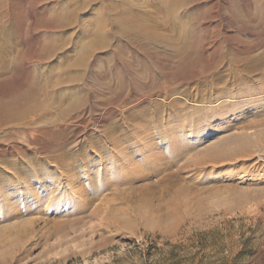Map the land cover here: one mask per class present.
<instances>
[{
	"label": "rangeland",
	"instance_id": "rangeland-1",
	"mask_svg": "<svg viewBox=\"0 0 264 264\" xmlns=\"http://www.w3.org/2000/svg\"><path fill=\"white\" fill-rule=\"evenodd\" d=\"M88 1L0 0V98L14 97L31 79L55 81V67L86 51L97 19L109 17L101 12L104 3L125 18L148 21L152 14L167 25L170 17L158 8H175L174 0H100L82 10ZM73 9L77 23L51 28L52 13ZM260 10L264 0H204L184 9L201 16L194 22L200 46L189 66L164 43L152 47L172 58L168 80L155 66L163 57L114 38L128 68L140 67L153 90L138 97L127 68L114 59V71L100 69L114 48L94 52L82 82L46 94L49 102L66 104L81 91L83 108L67 125L45 127L53 111L39 109L30 126L0 131V264H264V90L258 76L235 82L242 72L230 59L264 56V20L247 13ZM241 14L248 31L236 20ZM67 37L68 59L60 52L41 63L30 52L45 39ZM99 56L106 60L95 63ZM92 67L97 94L115 75L123 81L117 105L94 104L86 77ZM216 74L226 76L216 83ZM155 104L162 107L148 123L125 115L132 106ZM240 134L248 142L228 159L210 163L199 156L221 137ZM59 155L67 165L55 162ZM197 156L200 162L191 163ZM109 212L118 216L109 219ZM27 221L28 228L12 227Z\"/></svg>",
	"mask_w": 264,
	"mask_h": 264
},
{
	"label": "bare ground",
	"instance_id": "bare-ground-1",
	"mask_svg": "<svg viewBox=\"0 0 264 264\" xmlns=\"http://www.w3.org/2000/svg\"><path fill=\"white\" fill-rule=\"evenodd\" d=\"M98 1L100 0H89L87 4H85L84 6L82 5L83 6L82 10L92 5V3H96ZM202 1L204 0H174V4H175L174 9L166 10L164 7L163 8L159 7L158 8L159 11L167 12V16L170 17L171 19V25H167L165 21H156V19L155 20L152 19L154 18L152 14H149L146 17L148 21H146L145 19L137 15L134 16V19H129L130 17L125 18V16L123 15V11L121 9H119L118 7L111 6L110 4L109 6L108 3L107 4L104 3V6L101 7V12H103V14L108 13L109 17L107 18L99 17L97 19L99 25L93 31L92 33L93 35L89 41V45L86 51H83V52L81 51L77 59L76 58L72 59L71 61H68L65 65L62 64L61 66H59V68L55 67V70L59 72L58 77L56 78L55 81L50 82L49 80L42 79L43 81L38 80L39 83H36L35 81L31 79L30 81L28 80V82L27 81L25 82L26 85H23L24 88H21L15 94L14 97L0 98V131H2L5 128H11V127H24L25 128V127L30 126L29 123L32 120L33 115H35L39 109H46L48 111H53L52 117L49 119L48 118L45 119L46 120L44 122L45 127H48L50 125L52 126L67 125L68 124L67 121L71 117V115L77 113L83 108L84 98H83V95L81 94V91L76 92V94H74L66 104H62L61 102H57L56 100L54 102H49V99L47 98L46 94L49 93L48 91L50 89H54L58 86H62V85L72 86L74 84L82 82L83 77H84V70L86 69V66H87V61L89 58L92 57L94 52L114 48L113 50L114 53L110 57H107L109 60L108 67L104 65L103 68H100V69L101 70L112 69V71H114L115 68L110 67L114 65L113 64V59H114L118 65H123L122 67L127 68L126 70L129 76V81L133 85L135 94L138 95V97L139 95L146 93V91L149 90L148 88L153 90V88H155L156 85L154 86V84H149L145 80V78L140 74V67H134L135 69L128 68L129 67L127 65L128 63L124 61L125 60L124 52L121 49V44L120 42H116V44H114L113 43L114 38H122V39L127 40L128 42H130L131 45L139 49L142 53L150 54L151 58H153V55L163 57L164 59H162L160 63L154 62L156 64L154 65L157 67V70L159 71V73L165 76L166 80L169 79L167 68L170 66V62L172 58L170 59L168 56L165 57V54L162 51L153 50L152 47L154 45L164 43L166 46H168V49L172 52L173 57L175 56L179 57L181 61L184 62L183 65L185 66L187 65L189 66L192 63H195L196 57H197L195 54L200 46L199 45L200 41L198 40L197 35H196L197 30H194V22H197V20L201 17L199 16L201 12L198 15L199 17L195 18L196 16L195 17L190 16L189 12H185L184 9H186L187 7L193 6L195 4H198ZM246 2H248V0H246ZM245 8L247 9L246 5L244 4L243 6L244 10L242 11L243 13L246 12ZM182 13L184 14L183 16H182ZM247 13H249L251 20H257L258 22L264 20V11L262 12L261 10L260 12H256V11L249 12L248 11ZM52 15L54 17L52 16L53 21H52V25L50 26L54 30L68 29L72 27L75 23H77L79 20V18L74 13V9L72 11L71 10L70 11L61 10L59 12L52 13ZM113 17L115 20L120 19V21H122V26L116 25V23L112 22L111 19H113ZM245 17L246 16H244V14H241L237 19L236 18L234 19L239 20L241 25L245 27L244 29L248 31L246 28L247 21L245 20ZM163 30H168L169 33L167 34L165 33L166 34L165 35L162 32ZM261 36H263V32L260 35V37ZM71 43H72V40L70 37H67L58 43L52 42V41H46L45 39V41L42 43L41 46L34 47L33 49H31L32 51L30 50V52L33 53L32 55L37 57L36 61L38 60L41 63L52 60L56 56V54L60 52L62 53V57L64 55L63 58L67 57L68 59L69 57L67 56L68 54H65L63 52L67 47H69V45H71ZM164 49H166V51L168 50L166 47ZM236 51L238 50L236 49ZM233 52L234 51L231 50L230 54H232ZM242 54H243L242 56H244L245 52ZM169 56H172V55H169ZM238 58L239 57H236L234 55L230 56V59L236 66V70L242 72L240 77L237 78L235 82L251 83L252 78L253 77L255 78L256 76H258L257 80L260 82L259 84L261 88L260 90H264V63H263L264 56L261 57V56L249 55L246 58L245 62L243 63H238L239 61ZM103 59L106 60V58H103L102 56L96 57L95 63ZM218 66H220V63L216 65V68H218ZM73 69H74V72L70 74L69 71L70 70L72 71ZM94 71H97V69L92 67V69L89 71V74L86 76L88 77V84H87L88 89L92 91V94H93L92 97L94 100H96L94 101V104L96 105L97 102H99L100 104L105 103L109 106L117 105V103L121 99L122 90H123V81L120 80L121 78L115 75L116 77L115 76L114 77L117 78L118 80L115 82L113 81L114 83H110V84L106 83L105 85L104 92L107 94L105 93L104 95L97 94L99 87L93 75ZM225 76L226 75L216 74L214 75L213 80L214 82L217 83L221 81ZM130 83H128V86L130 85ZM35 89L37 91V94L34 97H29L31 95V91L32 93H34ZM260 90H257V91L259 92ZM94 92H96L95 95H94ZM65 99L67 98L65 97ZM161 107H162L161 104H155L153 105L152 108H149V109H142L138 106H132L126 110L127 112L125 115L134 116L140 119L141 121H144V122L146 121V123H148L147 121L148 115L151 114L152 112H155L157 109ZM107 132H110V131L107 129ZM262 135L263 133L260 136ZM247 142H248V138L244 134H240L238 136L237 135H227V136L221 137L216 142H213L209 144L208 146H206L199 153V156L200 155L205 156V158L208 156L207 162L210 160L209 161L210 163L214 161L215 159L217 160L221 158L228 159L232 155V152L234 149L245 146ZM200 159L201 158L197 156L193 160H191V163L197 164L198 162H200ZM55 162H57L58 165H62V166L66 164L64 157L60 155L57 156V158H55ZM215 162L217 161H214L212 163H215ZM109 213H112V212H109ZM117 216H118L117 213H112L109 219L110 218L114 219ZM29 222L30 221L22 222L20 223V225L17 223V225H13L12 227L20 226L21 228H25L28 226Z\"/></svg>",
	"mask_w": 264,
	"mask_h": 264
}]
</instances>
